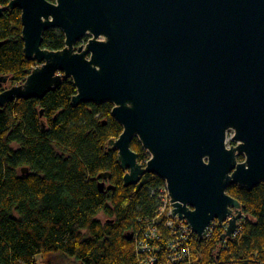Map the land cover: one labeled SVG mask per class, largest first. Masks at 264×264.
<instances>
[{
  "label": "water",
  "instance_id": "95a60500",
  "mask_svg": "<svg viewBox=\"0 0 264 264\" xmlns=\"http://www.w3.org/2000/svg\"><path fill=\"white\" fill-rule=\"evenodd\" d=\"M16 7L25 55L39 64L0 92V109L42 98L71 77L74 105L114 103L123 131L109 143L126 186L156 173L174 215L200 238L211 222L227 219L222 239L233 236L246 215L228 185L264 181V0H10L0 16ZM52 27L64 32L63 49L43 47ZM8 80L0 76V84ZM134 137L151 155L145 165ZM110 176L99 175L102 190L114 188Z\"/></svg>",
  "mask_w": 264,
  "mask_h": 264
},
{
  "label": "trees",
  "instance_id": "16d2710c",
  "mask_svg": "<svg viewBox=\"0 0 264 264\" xmlns=\"http://www.w3.org/2000/svg\"><path fill=\"white\" fill-rule=\"evenodd\" d=\"M9 2L0 0V6ZM21 14L16 7L0 16V76L12 85L39 64L25 55ZM65 42L60 28L44 33L45 48L63 49ZM5 88L0 84V92ZM76 93L68 77L42 98H19L0 109V264H39V255L41 264H142L137 236L158 214L166 181L146 173L126 186V170L109 143L123 131L114 103L74 105ZM131 147L145 165L150 153L138 137ZM102 172H110L106 184L114 188H100ZM227 192L246 216L225 240L224 224L203 238L193 234L191 264H264V181L252 189L231 183ZM155 225L163 230L158 244L166 255L178 235Z\"/></svg>",
  "mask_w": 264,
  "mask_h": 264
},
{
  "label": "built area",
  "instance_id": "2783aa9c",
  "mask_svg": "<svg viewBox=\"0 0 264 264\" xmlns=\"http://www.w3.org/2000/svg\"><path fill=\"white\" fill-rule=\"evenodd\" d=\"M84 37L80 40L83 41ZM86 43H81L84 45ZM80 45V46H81ZM150 159V157L146 160ZM145 163V164H146ZM161 205L159 207L158 214L153 219L152 223L147 225V228L143 232L139 233L137 236V248L143 254L142 264H191V252L189 248V243L192 240L193 234L198 235L186 219L180 218L178 215L173 213V201L168 191L167 184L161 189L160 193ZM231 217V216H230ZM229 217V218H230ZM155 224L161 225L165 230H171L173 234H177V239L172 240L169 244L168 249L170 252L166 255L162 254L163 246L158 244L164 233ZM218 224L226 225V230L228 228V219L224 222L219 220H214L211 222L209 227L206 229L205 234L213 231V229ZM241 226V221H239V226L236 231L238 232ZM235 233V234H236ZM162 256H161V255Z\"/></svg>",
  "mask_w": 264,
  "mask_h": 264
},
{
  "label": "rangeland",
  "instance_id": "374dc122",
  "mask_svg": "<svg viewBox=\"0 0 264 264\" xmlns=\"http://www.w3.org/2000/svg\"><path fill=\"white\" fill-rule=\"evenodd\" d=\"M92 38V35H90V34H87L85 37H84V39H83V41H84V43H86L87 44V42L90 40ZM83 41H79L78 43H80V44H78V43H76V47H79L80 45H81V43H83ZM85 44V45H86ZM10 86H12V84H11V82L9 81V82H7V83H5V87L7 88V87H10ZM233 135H234V131H229V133H228V140H227V145L228 146H234V145H236L237 144V142H235V144H231V141L233 140L232 138H233ZM151 156V155H150ZM100 218L101 219H105L106 217L104 216V215H100ZM41 259H42V255H39L38 257H37V260H38V263L39 264H41Z\"/></svg>",
  "mask_w": 264,
  "mask_h": 264
}]
</instances>
